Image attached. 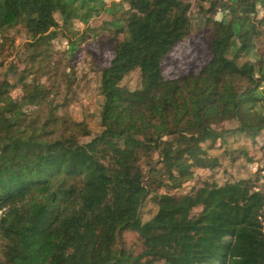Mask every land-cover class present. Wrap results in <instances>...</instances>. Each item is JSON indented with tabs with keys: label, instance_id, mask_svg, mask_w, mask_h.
<instances>
[{
	"label": "trees",
	"instance_id": "1",
	"mask_svg": "<svg viewBox=\"0 0 264 264\" xmlns=\"http://www.w3.org/2000/svg\"><path fill=\"white\" fill-rule=\"evenodd\" d=\"M193 1L0 0V34L26 22L32 47L102 12H120L112 24L124 36L100 71L98 131L60 116L64 104L42 117L49 88L8 63L10 39L0 45V264H264L258 175L195 180L233 138L260 145L264 0ZM193 7L212 58L168 79L164 60L191 35ZM127 233L137 241L126 245Z\"/></svg>",
	"mask_w": 264,
	"mask_h": 264
},
{
	"label": "rangeland",
	"instance_id": "2",
	"mask_svg": "<svg viewBox=\"0 0 264 264\" xmlns=\"http://www.w3.org/2000/svg\"><path fill=\"white\" fill-rule=\"evenodd\" d=\"M119 13L113 16L102 12L88 24L75 21L67 28L61 26L56 42L41 47L31 46L32 37L26 22H21L0 34V45L7 39H10L8 42L14 43L8 63L15 61L22 71L28 69L31 72L39 86L49 88L48 99L39 103L42 117L52 106L64 104L65 107L58 112L60 116L78 122L83 121L96 131L100 129L99 115L104 101L98 92L100 71L110 65L115 56L118 39L124 38L122 34L116 36V28L112 24L115 18L120 17ZM192 17L191 35L179 43L164 60V75L168 79L190 72L197 74L212 58L208 49L211 32L196 7L192 8ZM257 32L259 36L256 43L259 45L264 43V23L257 24ZM72 46L75 50H69ZM6 54L7 51L4 55ZM260 54L263 55L262 52ZM139 77L140 73L134 72L127 77L125 83L130 88H135L139 83ZM233 126L234 124L230 123L228 127ZM259 141L260 145H253L251 140L244 136L235 137L229 141V145L212 150L211 154L219 158L220 166L215 170H196L195 180L222 183L225 180L250 178L251 171L253 172L250 165L255 161L264 160V133L259 137ZM249 158L252 160L249 161ZM155 211L153 202L148 201L144 208V221L149 220ZM1 214L0 211V216ZM124 239L126 245H131L137 241V236L127 233Z\"/></svg>",
	"mask_w": 264,
	"mask_h": 264
},
{
	"label": "built area",
	"instance_id": "3",
	"mask_svg": "<svg viewBox=\"0 0 264 264\" xmlns=\"http://www.w3.org/2000/svg\"><path fill=\"white\" fill-rule=\"evenodd\" d=\"M252 170L254 173L258 175V182H257L256 188L261 190L264 193V165L263 166L256 165L252 168ZM259 220L264 229V206L262 209V214L259 217Z\"/></svg>",
	"mask_w": 264,
	"mask_h": 264
}]
</instances>
